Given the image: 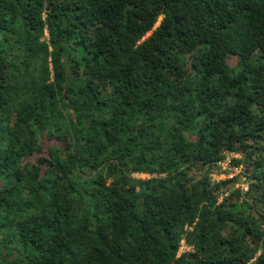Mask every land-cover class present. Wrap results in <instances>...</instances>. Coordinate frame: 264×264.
Here are the masks:
<instances>
[{"label":"trees","instance_id":"trees-1","mask_svg":"<svg viewBox=\"0 0 264 264\" xmlns=\"http://www.w3.org/2000/svg\"><path fill=\"white\" fill-rule=\"evenodd\" d=\"M0 264H264V0H0Z\"/></svg>","mask_w":264,"mask_h":264},{"label":"rangeland","instance_id":"rangeland-1","mask_svg":"<svg viewBox=\"0 0 264 264\" xmlns=\"http://www.w3.org/2000/svg\"><path fill=\"white\" fill-rule=\"evenodd\" d=\"M241 155L240 154H228L227 155V161L229 162V166H228V169L227 170H224L222 169V171H225L224 173L222 174H213L212 175V178L214 181H220V180H226V179H230L234 176H237L239 175V178H240V182L239 184H237L236 187H242V186H246L248 181H247V176L249 175V172H247L244 168V166H239V167H236L235 165H233L232 163V159L233 158H240ZM135 177H147L145 175H135ZM188 251L189 248L183 243V246L180 250V253L179 255L184 252V251Z\"/></svg>","mask_w":264,"mask_h":264},{"label":"built area","instance_id":"built-area-1","mask_svg":"<svg viewBox=\"0 0 264 264\" xmlns=\"http://www.w3.org/2000/svg\"><path fill=\"white\" fill-rule=\"evenodd\" d=\"M218 164L222 167V169H224V170H227L228 169L229 162L227 160H224L222 162H219ZM241 189H243L244 191H246L248 189V185L242 186Z\"/></svg>","mask_w":264,"mask_h":264}]
</instances>
